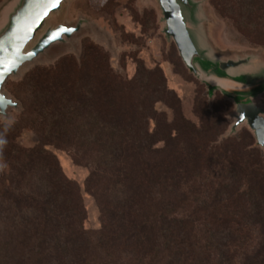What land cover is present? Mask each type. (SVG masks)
I'll list each match as a JSON object with an SVG mask.
<instances>
[{
    "label": "trees",
    "instance_id": "trees-1",
    "mask_svg": "<svg viewBox=\"0 0 264 264\" xmlns=\"http://www.w3.org/2000/svg\"><path fill=\"white\" fill-rule=\"evenodd\" d=\"M262 5L214 3L249 43L264 47ZM155 75L139 68L124 80L86 44L79 63L63 58L10 87L23 111L13 126H0L1 264L8 236L11 264H264V161L252 137L217 140L232 108L220 95L212 111L203 101L202 127L186 121ZM158 102L178 116L168 123ZM22 129L36 134L34 147L15 143ZM52 149L91 162L86 189L99 230L86 229L81 185Z\"/></svg>",
    "mask_w": 264,
    "mask_h": 264
},
{
    "label": "rangeland",
    "instance_id": "rangeland-1",
    "mask_svg": "<svg viewBox=\"0 0 264 264\" xmlns=\"http://www.w3.org/2000/svg\"><path fill=\"white\" fill-rule=\"evenodd\" d=\"M7 1L0 0V8ZM205 1V9L209 15V22L206 25L207 33L212 45L222 56L234 57L264 50L262 46L249 43L230 20L219 15L214 7V3L218 0ZM262 7L264 8V5ZM79 17H84L95 25L99 38L92 33L84 32L76 39L77 52L70 47L54 50L50 58L29 67L19 78L7 83L6 91L10 96L21 103L10 87L21 84L29 73L38 68L48 69L56 66L63 58L71 57L79 63L85 45L90 44L108 57L110 68L124 80L133 79L139 68L156 73L153 82L157 83V77H161L160 85L167 86L178 97L180 101L178 115L199 128L202 127L203 101L210 111L214 109L215 103H220L219 95L227 101L219 93L210 100L206 87L186 69L175 44L169 42L163 34L161 12L156 0H70L62 12L55 15L51 21L53 24H74ZM259 103L264 107V95ZM231 105V112L222 120L224 121L220 129L222 134L218 136V141L227 139L225 136L234 122V106L232 103ZM154 108L158 116L166 118L168 123L178 116L167 103L158 102ZM21 113L13 112L10 120L0 118V126H13ZM205 125L206 122L203 126ZM244 133H249L255 146V139L246 128H241L236 136L230 138L240 139ZM15 143L20 147H34L38 143V138L32 130L22 129ZM161 147H163L162 144L157 145V148ZM256 148L264 161V150ZM52 150L58 156L64 173L81 185L87 211L86 229L99 230L101 227L99 210L94 197L86 189V180L92 167L91 162L86 161L87 165L76 163L73 158L74 153ZM6 170L7 167L0 157V178ZM4 241L6 249L2 255L4 261L11 264L13 259L16 260L14 244L9 236Z\"/></svg>",
    "mask_w": 264,
    "mask_h": 264
},
{
    "label": "water",
    "instance_id": "water-1",
    "mask_svg": "<svg viewBox=\"0 0 264 264\" xmlns=\"http://www.w3.org/2000/svg\"><path fill=\"white\" fill-rule=\"evenodd\" d=\"M70 0H8L0 8V118L22 112V104L6 91L7 83L29 67L50 58L54 50L70 47L84 32L99 38L95 25L84 17L74 24H53ZM163 34L175 44L186 69L214 99L217 93L234 106V122L225 138L246 128L255 147L264 150V50L234 57L222 56L212 45L206 25L205 0H156Z\"/></svg>",
    "mask_w": 264,
    "mask_h": 264
}]
</instances>
